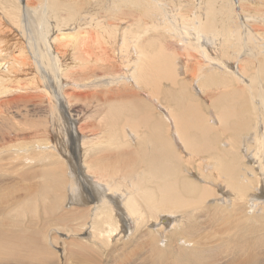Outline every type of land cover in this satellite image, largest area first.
Segmentation results:
<instances>
[{"label": "bare ground", "instance_id": "obj_1", "mask_svg": "<svg viewBox=\"0 0 264 264\" xmlns=\"http://www.w3.org/2000/svg\"><path fill=\"white\" fill-rule=\"evenodd\" d=\"M2 63L0 264H264V0H0Z\"/></svg>", "mask_w": 264, "mask_h": 264}, {"label": "rangeland", "instance_id": "obj_2", "mask_svg": "<svg viewBox=\"0 0 264 264\" xmlns=\"http://www.w3.org/2000/svg\"><path fill=\"white\" fill-rule=\"evenodd\" d=\"M9 38L7 37V38H4V43L5 42H7V40H8ZM3 43V44H4ZM1 69H3V63H2V65L0 66V71H1ZM24 103H26L27 104V102H24ZM27 109V108H26ZM26 109H21L20 111H17V112H15V110L14 111H7V112H3L4 114H2V113H0L1 115H0V150H2L3 149V147H13L14 149L17 147H21V146H30V144H31V142L33 141V140H35V139H31L32 137V133L31 132H37V130L39 129V128H37V126L39 127V124L40 123H42V121H44V122H46L47 120H49L50 119V115L44 110V109H42L41 107H38L37 109H35L34 111H32V110H30L29 109V111L28 112H30V113H26L25 112V110ZM26 113H24V112ZM9 112V113H8ZM20 112V113H19ZM11 113V114H10ZM17 113H19V114H17ZM37 114L36 116H34V115H31L32 117H30V115L29 114ZM29 115V116H28ZM34 116V117H33ZM7 117V118H6ZM14 117L16 118V120L14 119ZM17 121H19V123L17 122ZM17 122V123H16ZM35 123H37L36 125V127H35V129H37L36 131H34L33 130V128L34 127H32L31 125H35ZM90 124H92V125H94L95 127H97V123H96V121H94V120H91L90 121ZM76 127H77V125H76ZM10 128V129H9ZM40 128H41V126H40ZM22 131V132H21ZM31 136H30V135ZM34 135V134H33ZM51 136V131L49 132V135H48V138ZM57 136H58V133H57ZM44 137V136H43ZM15 138V139H14ZM42 138V137H41ZM45 139H46V137H44ZM43 138V139H44ZM13 139V140H12ZM17 139H21V140H17ZM32 140V141H31ZM37 140V139H36ZM41 140V139H40ZM49 140H51V139H49ZM30 141V142H29ZM38 141V140H37ZM8 142V143H7ZM22 142V143H21ZM24 142V143H23ZM3 143H4V145H3ZM29 143V144H28ZM81 142L79 141V144H80ZM19 144V145H18ZM23 144H26V145H23ZM32 144H34V143H32ZM2 146V147H1ZM42 149H45V148H42ZM42 149H38V150H42ZM37 150V151H38ZM10 161H12V160H8V159H5L3 162H1V164L5 167L4 168V170L3 171H1L0 170V175H2L3 174V176H0L1 178H0V181H1V179H2V181H3V183H1L0 182V186L2 187L3 186V184H4V187H7V185L6 184H9L10 186H8L9 188V192L11 193L12 192V194L10 195V196H12L13 194V197H15L16 199L18 198V196L19 195H21V199L20 198H18V201H20V200H22L23 198H24V196H26V193H27V196L26 197H28L27 198V205L29 204V205H32V201H33V199H34V197H35V199L37 200L38 199V197L36 198V196L38 195V190H36V189H38V186L36 187L35 185H37L41 180H42V177L40 176V174H39V172H38V170L37 169H34V170H31V171H29V172H32L33 173V175H31V176H28V179L27 180H29V181H27V180H24V178L23 177H21L22 175L21 174H16V172L14 173V172H11V171H15L14 170V166H15V163L16 162H10ZM67 164V165H66ZM64 165H65V167H66V170L67 169H69L70 168V166H71V164L69 163V162H67L66 160H65V162H64ZM7 167V168H6ZM14 167V168H13ZM35 166H33L32 168H34ZM11 168H13V170L11 169ZM10 171H9V170ZM16 169V168H15ZM31 169V168H30ZM5 170H6V172H5ZM8 170V171H7ZM22 170L24 171V170H26L25 168L23 169L22 168ZM27 170H29V168L27 167ZM8 177V178H7ZM80 177V178H79ZM6 178V179H5ZM21 178V179H20ZM77 179H76V181H77V184H78V186H79V190H82V189H88L89 191L91 190L90 188H92L91 186H90V183H88L87 181H86V179L84 178V177H82V175H80V174H78L77 175V177H76ZM81 179V180H80ZM19 180V181H18ZM84 180V181H83ZM7 182V183H5V182ZM12 181V182H11ZM13 181H14V183H13ZM15 181L17 182L16 184H15ZM10 182V183H9ZM11 183H12V185H11ZM18 183H20V184H18ZM22 183H24V185H25V187H24V185L22 184ZM80 184V185H79ZM82 184V185H81ZM87 184V185H86ZM89 184V185H88ZM28 185V186H27ZM33 186V187H32ZM19 187V188H18ZM22 187H23V190H21L22 189ZM27 187V188H26ZM31 187V188H30ZM34 187H36V188H34ZM30 188V189H29ZM16 189H18L17 191H16ZM25 189H27V191H25ZM30 190V191H29ZM33 190H35V191H33ZM13 191H15V192H13ZM16 192H18V193H16ZM35 192H36V194H35ZM34 193V194H33ZM18 196H17V195ZM25 194V195H24ZM31 194H33V196L31 195ZM32 196L30 199H29V196ZM36 195V196H35ZM28 200H29V203H28ZM66 203H65V205H64V208L65 209H71V208H78V209H82V208H84V205H82V204H77V203H74V204H69V196H67L66 197ZM12 202V201H11ZM11 202H8L9 204L11 203ZM30 202H31V204H30ZM38 206H40V204L38 205ZM68 207V208H67ZM39 208V207H38ZM4 217V216H3ZM1 218V217H0ZM3 220H4V218H2ZM76 223V222H75ZM40 226V225H39ZM39 226L37 227V229H39ZM41 227V226H40ZM34 229L35 230H37L35 227H34ZM87 232H88V230H87ZM80 235V234H79ZM85 234H81L80 235V237H83ZM62 236V235H61ZM86 236V235H85ZM84 236V237H85ZM63 238H64V236H63ZM127 238H125V240H126ZM163 244H164V241H163ZM162 244V245H163ZM183 245V244H182ZM62 247V248H61ZM58 253H59V256H61L60 254H63L64 253V247H63V245H61L60 247H58V248H56L55 249ZM217 254H219V253H217ZM217 254H215V258H214V260H213V262L212 261H210V263H207V264H211V263H213V264H224V261H223V259H219L218 257H219V255H217ZM216 261H217V263H216ZM220 261H222V262H220ZM144 264V263H143Z\"/></svg>", "mask_w": 264, "mask_h": 264}]
</instances>
